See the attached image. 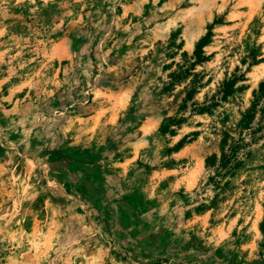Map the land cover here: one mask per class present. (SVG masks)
Segmentation results:
<instances>
[{
    "label": "rangeland",
    "instance_id": "374dc122",
    "mask_svg": "<svg viewBox=\"0 0 264 264\" xmlns=\"http://www.w3.org/2000/svg\"><path fill=\"white\" fill-rule=\"evenodd\" d=\"M262 82L264 0H0V264H264Z\"/></svg>",
    "mask_w": 264,
    "mask_h": 264
},
{
    "label": "trees",
    "instance_id": "16d2710c",
    "mask_svg": "<svg viewBox=\"0 0 264 264\" xmlns=\"http://www.w3.org/2000/svg\"><path fill=\"white\" fill-rule=\"evenodd\" d=\"M205 41H201V43H200V45L202 44V43H204ZM199 45V46H200ZM231 86H233V83L232 82H227V83H225V85H224V90H223V92H224V94H229V87H231ZM254 94H253V96H254V100L256 101V99L259 97V96H261V95H264V82H262V83H260L259 84V86H258V88H257V90H255L254 92H253ZM255 104V103H254ZM252 106H253V104H252ZM252 114H253V110L252 109H250L248 112H246L245 114H243V123L244 124H246L247 123V121L249 120V119H251V117H252ZM230 158H231V156L230 155H228V154H226V153H224L223 152V155H222V158H221V160H220V162L223 164V165H226L227 163H228V161L230 160ZM214 159H211L210 160V163H213L214 161H213ZM236 166V163L232 166V167H235Z\"/></svg>",
    "mask_w": 264,
    "mask_h": 264
}]
</instances>
